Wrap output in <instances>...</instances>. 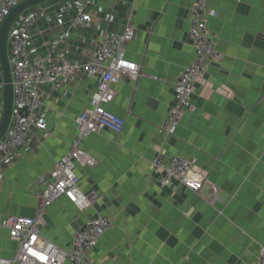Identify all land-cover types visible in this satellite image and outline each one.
Instances as JSON below:
<instances>
[{
  "label": "crops",
  "instance_id": "crops-1",
  "mask_svg": "<svg viewBox=\"0 0 264 264\" xmlns=\"http://www.w3.org/2000/svg\"><path fill=\"white\" fill-rule=\"evenodd\" d=\"M193 2L92 0L88 27L75 24L71 0L23 13L33 21L29 59L47 66L63 60L84 64L104 38L132 25L126 58L141 75L137 80L124 76L107 105L124 119L123 131L102 130L80 140L95 160L93 167H74L81 191L96 194L86 209L62 197L43 210L42 179L78 140L77 119L90 107L99 78L78 72L59 86L40 87L36 117H44L47 127H32L26 143L0 164V221L42 215L41 236L69 250L79 229L99 216L110 218L112 228L84 264H259L264 248V0H208L217 12L208 27L221 58L193 84L192 106L171 135L164 124L175 106L176 82L196 58L190 33ZM158 155L193 160L191 176L216 186V195L209 185L198 194L178 183L162 186L153 171ZM18 251L19 243L0 225V260H13Z\"/></svg>",
  "mask_w": 264,
  "mask_h": 264
},
{
  "label": "built area",
  "instance_id": "built-area-1",
  "mask_svg": "<svg viewBox=\"0 0 264 264\" xmlns=\"http://www.w3.org/2000/svg\"><path fill=\"white\" fill-rule=\"evenodd\" d=\"M26 0H0V28L13 9ZM77 11L76 25L90 26L92 17L89 9L92 0H71ZM217 16L216 10L208 5V0H194L191 10V37L195 46L196 58L185 68L176 82L175 106L167 117L164 128L168 134H174L185 113L192 106L193 84L205 74L211 61H218L221 55L215 49L209 20ZM63 23L61 19L58 20ZM33 26L30 18L19 16L13 23L7 45L13 85V108L10 125L0 140V164L11 157L26 143L32 127L45 130L44 117H36L40 105L38 91L46 84L59 86L61 82L78 72L99 78L96 92L90 107L77 119L79 138L72 149L57 161L48 177L42 179L43 210L58 199L64 197L80 209L90 207L95 199V192L83 193L79 187L80 179L74 167H93L95 160L80 147V140L102 130L121 133L125 121L107 108L115 99L116 86L124 76L131 80L140 77L139 67L126 58L125 47L134 39L132 25H128L122 34L104 38L95 56L84 64L71 63L67 60L47 66L42 61L29 59V29ZM70 32L66 33L68 37ZM156 80H159L155 78ZM5 81L0 65V124L4 111ZM194 161L181 156L165 159L158 155L153 159V171L160 177L161 185L170 187L178 183L185 189L199 193L209 185L216 195L217 187L207 180L191 176ZM2 228L9 232L12 240L19 243V251L13 260H0V264H84L87 254L99 243L104 234L112 228L110 218L99 216L79 229L73 239L72 248L64 250L40 234L43 225L42 215L38 218L8 216L0 221ZM259 264H264V248L260 252Z\"/></svg>",
  "mask_w": 264,
  "mask_h": 264
},
{
  "label": "water",
  "instance_id": "water-1",
  "mask_svg": "<svg viewBox=\"0 0 264 264\" xmlns=\"http://www.w3.org/2000/svg\"><path fill=\"white\" fill-rule=\"evenodd\" d=\"M56 0H26L12 10L10 15L4 20L0 28V65L4 74L5 89H4V111L3 119L0 124V140L5 135L12 117L13 108V85L11 66L8 57L7 45L9 34L14 21L21 16L26 10Z\"/></svg>",
  "mask_w": 264,
  "mask_h": 264
},
{
  "label": "rangeland",
  "instance_id": "rangeland-1",
  "mask_svg": "<svg viewBox=\"0 0 264 264\" xmlns=\"http://www.w3.org/2000/svg\"><path fill=\"white\" fill-rule=\"evenodd\" d=\"M48 3H49V2H48ZM26 11H27V10H26ZM26 11H25V12H26ZM25 12H24V13H25ZM67 250H68V249H67ZM86 258H87V256H86ZM86 258H85V261H84V263L86 262Z\"/></svg>",
  "mask_w": 264,
  "mask_h": 264
},
{
  "label": "clouds",
  "instance_id": "clouds-1",
  "mask_svg": "<svg viewBox=\"0 0 264 264\" xmlns=\"http://www.w3.org/2000/svg\"><path fill=\"white\" fill-rule=\"evenodd\" d=\"M23 15V14H22Z\"/></svg>",
  "mask_w": 264,
  "mask_h": 264
}]
</instances>
